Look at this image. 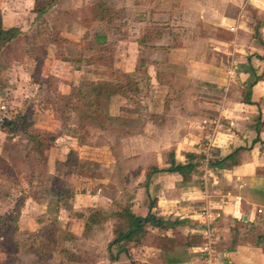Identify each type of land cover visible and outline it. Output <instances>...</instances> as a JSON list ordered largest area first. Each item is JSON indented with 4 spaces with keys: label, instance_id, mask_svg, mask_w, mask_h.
Here are the masks:
<instances>
[{
    "label": "rangeland",
    "instance_id": "rangeland-1",
    "mask_svg": "<svg viewBox=\"0 0 264 264\" xmlns=\"http://www.w3.org/2000/svg\"><path fill=\"white\" fill-rule=\"evenodd\" d=\"M150 1L153 0H60L35 21L33 0H0L3 26H19L23 32L20 40H13L0 51V140H4L0 148V264H129L124 256L113 263L108 251L117 222L115 204L139 203L141 207L147 173L152 167L166 168L170 151L176 156L193 151L198 169L188 181L168 173L153 175L152 196H157L162 206L174 208L171 214L161 217L176 218L177 214L186 216L199 211L203 179L206 170L211 169L204 161L210 137L194 146L179 144L199 131L194 115L189 113L173 111L169 115L170 136L164 134L163 128L150 126L164 116L155 113V92L176 91L178 85L188 89L192 86L173 75L171 65L165 63L167 51L163 50L167 49L151 44H163L169 35H179L176 29L180 27L153 25ZM103 2L113 14L107 20H94L91 9ZM252 11L256 25L264 21ZM99 31L109 34L110 45L105 53L110 57L108 61L103 59V53L89 49L90 37ZM137 41L144 43L139 47ZM231 50L229 63L234 54ZM155 56L160 60L153 78L148 76V69ZM102 82L119 83L122 91L95 98L96 108L105 116L95 113L93 118L84 119L80 113L82 94L90 93L93 84ZM58 91L72 96L70 106H63L57 98ZM17 114L26 115L33 127L59 135L61 144L46 152L51 164H47L45 174L37 171L30 185L26 155L31 126L16 120L14 128L2 127L5 117ZM182 122L189 127L182 128ZM212 152L211 147V160ZM81 159L87 160L88 170L99 174L98 180L77 177L72 172ZM69 171L71 174H66ZM57 175L77 193L73 199L77 208L56 194ZM95 195L103 197V207H87L94 203ZM135 197H140L138 202H134ZM94 210L105 211L110 218L85 226ZM27 212L33 219V228L20 230L16 219ZM124 226L126 229L127 223ZM181 231L185 234L186 228ZM259 232L254 227L253 235ZM159 234L149 235L143 249L133 250L138 264H163ZM111 251L116 255L117 247Z\"/></svg>",
    "mask_w": 264,
    "mask_h": 264
},
{
    "label": "crops",
    "instance_id": "crops-1",
    "mask_svg": "<svg viewBox=\"0 0 264 264\" xmlns=\"http://www.w3.org/2000/svg\"><path fill=\"white\" fill-rule=\"evenodd\" d=\"M150 3L155 21L153 25L180 27L176 29L179 35H169L163 44L155 41L151 44L164 46L167 49L163 50L167 51L165 63L171 65L173 75L192 85L190 89L178 85L176 91L155 92V113L164 116L157 122L150 123V126L163 128L164 134L170 136L172 128H169L167 121L169 115L173 111L189 113L194 115L195 128L199 131H195L189 138L185 137L179 144L194 146L204 137H210L214 162H224L231 157L221 167L210 169L219 177L225 191L241 197L236 207L226 206L224 219L214 224L217 237L215 251L218 254L214 264H264V131L259 135L255 131L257 118L261 116L264 120V77L259 78L252 87L249 96L251 102L243 100L252 80V72L258 77L264 72V21L258 23V27L251 14L253 9L257 19L264 18V0H153ZM148 15L151 16L150 12ZM162 22L164 23L161 24ZM255 29L258 30V36L255 35ZM176 41L178 43L173 45ZM142 43L144 42L137 41L139 47ZM231 49L234 54L232 63H229L228 54ZM160 52L161 49L157 50L155 55L159 56ZM156 56L149 63L148 69V76L153 78L157 76L156 66L160 60ZM232 69H235V75L231 77ZM166 99L169 100L167 110ZM180 125L185 129L189 127L185 122ZM60 145L58 138L55 149ZM1 147H4V140H0ZM190 152L193 153L187 151L184 155L176 156V159L186 163ZM182 156L185 159H181ZM48 164H51V159ZM168 174L183 180L179 174ZM194 174L195 172L192 176ZM153 175L148 184L146 175L143 186L146 195L140 199L142 206L139 207V203L132 205L133 211L141 216L148 212L149 197L157 198L152 196L150 190ZM200 183L202 184V180ZM92 197L94 203L87 207H103L102 196ZM75 198L76 196L73 199ZM139 198L135 197L134 202H138ZM0 201L3 202L1 199ZM71 204L72 208H77L74 200ZM161 206V201L157 200L153 209L159 216L174 211L172 206ZM29 213H22L16 219L20 230L33 228L34 222ZM177 216L204 225L199 211ZM237 222H245L247 225L235 229ZM254 227L260 230L257 235L252 233ZM185 228V234L201 231L197 227ZM193 248H188L185 253L180 249L182 262L179 264H200L193 259Z\"/></svg>",
    "mask_w": 264,
    "mask_h": 264
},
{
    "label": "trees",
    "instance_id": "trees-1",
    "mask_svg": "<svg viewBox=\"0 0 264 264\" xmlns=\"http://www.w3.org/2000/svg\"><path fill=\"white\" fill-rule=\"evenodd\" d=\"M60 0H33V13L35 14V21L42 19ZM92 17L94 20H107L112 16L113 11L109 8L104 2L94 5L91 9ZM23 35L19 26L4 27L0 19V51L3 50L9 43L13 40H20ZM255 35L258 36V30L255 29ZM89 37V36H88ZM87 38V35L84 36ZM57 39L55 37V43ZM89 49L96 50L103 53V59L105 61L110 60V57H107L105 53L108 51L110 40L109 34L107 31H99L94 33L90 37ZM60 42L57 41V44ZM264 77V72L260 77L256 76L252 72V80L248 85V89L245 91L244 101L250 103L249 98L251 94L252 87L257 83L259 78ZM113 87V88H111ZM123 86L109 82L96 83L92 85V90L90 93L82 94L83 106L80 109V113L84 119L93 118L95 113H99L101 116H105L102 110L96 108V99L97 97L103 95L104 93L108 94H120ZM92 95L95 97L92 98ZM57 98L63 101V106L68 107L71 104L72 96L69 94L57 92ZM169 100H165V110L168 109ZM57 111V109H55ZM65 112L64 109H58V111ZM22 120L23 123L30 125L31 122L27 120L26 115L17 114L15 117L3 119L2 127L14 128L18 121ZM30 131L27 133L29 144H28V153L26 159L29 163V185L31 184L32 178L35 176L38 171L41 174L46 173V166L49 162V155L46 152L57 146V140L59 135L43 131L41 129L35 128L30 125ZM255 131L259 135L261 131H264V120L259 116L255 123ZM197 155L195 153H188V162L181 163L176 159L174 152L170 151L167 155V167L158 168L152 167L147 173V184L152 176L158 172H167L172 174H179L183 181H188L192 174L198 168V164L194 162V159ZM229 156L227 159H230ZM225 159L224 162L227 160ZM224 162H214L211 160V167H221ZM87 160L81 159L78 161V164L74 167L72 172L77 174L85 179H97L99 174L94 171H90L86 167ZM60 163H58V166ZM59 169V168H58ZM57 169V170H58ZM66 174H71V171ZM67 176V175H66ZM55 188L56 194L59 197H65L68 203L71 204L75 192L73 189L66 186V180L59 177H55ZM32 187L30 188V190ZM133 197H131L132 199ZM131 203V201H130ZM117 205L118 211L114 213L117 222L114 225L113 230V239L108 245V251L110 253V259L114 263L120 256H124L125 259L129 261L130 264H138L133 255L134 249H143L146 246V241L149 235H153L156 232L160 233L157 237L162 245L160 247V258L163 264H179L182 262V254H177V249H181L184 253L190 247H197L202 245L205 242L204 233L202 230L205 229V226L199 223H193L188 218H163L159 216L156 211L153 209L157 205V200L155 198L149 197V206L148 212L145 216H141L132 209V204L130 205ZM80 216V215H79ZM110 216L105 211L94 210L91 211L86 220V225L90 227L93 224H96L100 221L109 219ZM124 222L127 223L126 229ZM245 222H237L235 229L238 227H246ZM185 227L198 228L201 229L200 232L184 234L181 229ZM153 232V234H152ZM117 247V254L114 255L111 251L112 247ZM169 250V251H168ZM123 258V257H122Z\"/></svg>",
    "mask_w": 264,
    "mask_h": 264
},
{
    "label": "built area",
    "instance_id": "built-area-1",
    "mask_svg": "<svg viewBox=\"0 0 264 264\" xmlns=\"http://www.w3.org/2000/svg\"><path fill=\"white\" fill-rule=\"evenodd\" d=\"M235 75V69H232L230 76ZM211 145H206L204 150L208 153L205 158L206 167H209L211 160ZM204 188L202 191V201L199 208L202 222L205 226V242L193 248V259L200 264H214L218 254L215 251L217 237L215 235L214 224L224 216V208L228 205L236 207L241 197L233 194L231 191H225L220 184L219 177L212 173L210 169L206 170L203 179Z\"/></svg>",
    "mask_w": 264,
    "mask_h": 264
}]
</instances>
